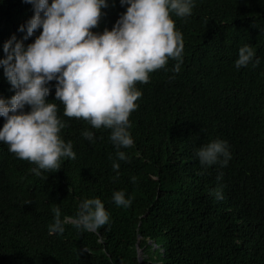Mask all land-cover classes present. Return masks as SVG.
Returning a JSON list of instances; mask_svg holds the SVG:
<instances>
[{"label": "trees", "instance_id": "trees-1", "mask_svg": "<svg viewBox=\"0 0 264 264\" xmlns=\"http://www.w3.org/2000/svg\"><path fill=\"white\" fill-rule=\"evenodd\" d=\"M107 3L93 32L112 30L128 7ZM33 15L24 0H0V59ZM170 15L183 36L182 63L169 58L147 83L136 82L134 144L119 149L127 159L117 156L110 129L63 115L56 81L47 100L57 105L60 136L72 142L75 159L61 158L59 169L36 176L30 169L38 165L0 142V264H140L138 250L141 264H264V0H195L191 16ZM246 44L256 55L237 68ZM13 95L0 67V98ZM216 139L227 142L231 158L202 168L196 150ZM120 190L129 207L115 204ZM92 198L110 217L99 235L70 221L63 234H49L56 207L63 220Z\"/></svg>", "mask_w": 264, "mask_h": 264}, {"label": "clouds", "instance_id": "clouds-1", "mask_svg": "<svg viewBox=\"0 0 264 264\" xmlns=\"http://www.w3.org/2000/svg\"><path fill=\"white\" fill-rule=\"evenodd\" d=\"M31 4L34 15L19 31L26 35L18 40L13 35L3 45L5 58L0 59L4 76L15 90L10 99L0 98V142L9 151L38 167L30 169L36 176L41 170L59 169L61 158L75 159L71 141L65 142L61 129L65 122L58 116L55 103H49V83L56 81V100L64 105L63 115L83 118L93 127L111 130L110 139L120 160L127 159L120 148L134 144L129 117L142 93L136 82L147 83L149 73L164 67L169 58L182 63L184 42L175 29L170 13L186 18L192 15L195 0H120L127 10L112 30L93 32L108 7L107 0H24ZM42 28L34 42L24 41ZM254 47L246 44L239 49L237 68L247 66L255 57ZM180 64L175 70L179 71ZM29 106L30 111H25ZM89 141L94 133L85 130ZM202 168L221 161L227 166L230 151L226 141L216 139L196 150ZM120 165L113 164L114 170ZM135 177L132 181L135 182ZM217 199H223L220 189ZM42 200V199H41ZM117 206L129 207L123 190L113 193ZM54 223L49 234H63L64 224L71 222L77 229L99 235L109 222V213L100 198L86 199L74 217L61 219L59 207L54 209Z\"/></svg>", "mask_w": 264, "mask_h": 264}, {"label": "water", "instance_id": "water-1", "mask_svg": "<svg viewBox=\"0 0 264 264\" xmlns=\"http://www.w3.org/2000/svg\"><path fill=\"white\" fill-rule=\"evenodd\" d=\"M141 250H138V253H137V257H138V261H139V263L141 264Z\"/></svg>", "mask_w": 264, "mask_h": 264}, {"label": "bare ground", "instance_id": "bare-ground-1", "mask_svg": "<svg viewBox=\"0 0 264 264\" xmlns=\"http://www.w3.org/2000/svg\"><path fill=\"white\" fill-rule=\"evenodd\" d=\"M51 255V254H50Z\"/></svg>", "mask_w": 264, "mask_h": 264}]
</instances>
